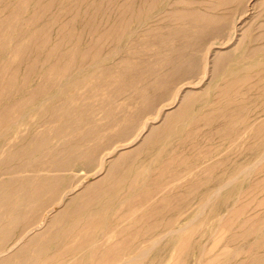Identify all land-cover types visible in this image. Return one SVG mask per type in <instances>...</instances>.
<instances>
[{"label": "rangeland", "instance_id": "1", "mask_svg": "<svg viewBox=\"0 0 264 264\" xmlns=\"http://www.w3.org/2000/svg\"><path fill=\"white\" fill-rule=\"evenodd\" d=\"M150 1L0 0V21H10L0 43L12 39L0 60L14 69L0 78V108L36 97L0 129V180H43L28 187L29 205L44 201L32 223L72 188L59 210L86 202L90 183L119 178L123 165L108 164L128 160L120 188L91 206L105 233L95 250L55 256L52 245L11 264H264V0ZM18 43L22 58L10 49ZM231 78L229 92L215 89ZM69 219L44 225L34 247Z\"/></svg>", "mask_w": 264, "mask_h": 264}, {"label": "bare ground", "instance_id": "2", "mask_svg": "<svg viewBox=\"0 0 264 264\" xmlns=\"http://www.w3.org/2000/svg\"><path fill=\"white\" fill-rule=\"evenodd\" d=\"M25 1L26 0H24V2ZM22 2H23V0H22ZM101 3H103V2H101ZM101 3H99L100 6H101ZM151 3H153V2H151ZM106 4H108V3H106ZM123 4H121V5H123ZM127 6H129V4ZM7 7H4V8H7ZM119 7H120V5H119ZM106 9H108V8H106ZM4 10L5 9H3L2 12H4ZM42 11H44V10L42 9ZM11 12L10 13L8 12V15H10ZM165 14H168V11ZM7 19L9 20L10 17L7 18ZM7 19H6V21H7ZM32 19H34V16H33ZM1 21H0V24L2 25V26L0 25L1 28L2 27L5 28L4 26L10 24V21H7V22H9L8 24H6L7 22L5 23L3 21L4 24H5L3 26V23H1ZM107 22L108 21L106 20V23ZM99 24H100V22H99ZM115 24H118V23L116 22ZM11 26H13V25L11 24L10 27ZM7 27H9V25ZM111 27H112V25H111ZM11 28L12 29H15L14 26L11 27ZM110 28H109V30H106L105 33L103 31V35L105 34V35H108L109 36L110 33L113 32V30L115 31L117 29V28H115V29H112V28L110 29ZM1 31H0V37H2L5 34L3 31L2 32ZM11 32L13 33V30ZM34 33H35V31H32V32L31 31H28L27 32V34L25 35L24 41L22 40L24 42V44H25L26 41H31V39H33L32 36L34 35ZM1 34H2V36H1ZM103 35L100 32L99 36L101 38H104V37H102ZM2 38H4V36ZM5 39L7 40V38H5ZM5 39H3V41H1V42H3V44H4V40ZM5 42L7 44H9L10 42H12L11 36ZM0 45L1 46H4L1 43H0ZM1 46H0V49H1ZM27 47L26 46L24 47L22 44L18 43V45L16 44L15 46H13V48H10V49L12 50L13 53L19 55L18 58H22L24 56V53L26 52V48ZM4 48H5V46H4ZM53 49L50 50L49 52H47V54L45 56V61H46L45 64L48 63V64H50V66H52V62H51L50 57L53 55L52 54L53 53ZM263 49H264V47H263ZM1 50H3V49H1ZM12 63L13 62H11V64ZM6 64H8V61H7V63H5V61H3V59L0 60V78H3L5 75L9 74L10 72L11 73L12 72L14 73V69L13 68H10L11 65L8 66V68H7L6 67ZM182 65L184 66L185 63L184 62L180 63V67ZM52 67L49 68L51 72L50 73L48 72L51 75L53 74V70L51 69ZM62 68H63V70H65V66H63ZM188 68L191 69L192 66L191 65H188ZM32 70H33V66L30 65L29 67H27V71H26L27 73L25 72L26 73L25 75H29ZM49 74H47V77H48ZM26 77L28 78V76H26ZM45 78H46V76H45ZM66 79H67V77H66ZM58 81H61V80H58ZM221 81H222V79H221ZM224 82H225V84H223V86H218L215 89L219 90L221 93H224L225 92L224 94H226V91L229 92V90L232 89L234 83H237L238 80L231 78V79H228V80L227 79L224 80ZM26 83H27V81H26ZM18 87H20V91H22L23 89H25V86H22V85L21 86H18ZM2 90H3V88H2ZM18 90H19V88H18ZM215 95L217 96V94H215ZM54 98H56V94L55 95H52V96H48L46 99H54ZM33 99H36V97L30 95L29 97H25L23 100H20V101L11 103L10 105H6V106L3 105L2 108H0V129L3 126V124H4V122H5L6 118H7V116H9V114L11 113V110H15L14 108H20L21 106H23L25 104L26 101L33 100ZM1 101H2V99H0V105H1ZM177 115L178 114H176V115L173 116L174 117V120L176 118H178ZM166 130H167V125L164 126L162 129H160L159 131L160 132H163V131H166ZM133 141H134V139H133ZM133 141H131V142L129 141L124 146L125 147L129 146ZM0 147H1V145H0ZM85 150H86L85 152H87V149H85ZM72 151L74 152V150H72ZM81 151H83V153H84V150H81ZM81 151H79L78 153H80ZM90 151L91 152H95L93 150H90ZM114 151H116V150H114ZM73 152L72 153L69 152V153L71 154L72 157H74L73 158L74 160L75 159H78L76 157H78V156L80 157V155H77V152L76 151H75L76 154L74 155ZM83 153H80V154H82L81 157L84 158L83 155L86 156L87 153H85V154H83ZM111 153H113V152L111 151ZM111 153H109V155H107V156H111L110 155ZM92 155H93V153H92ZM92 155H91V157H94L95 158V156H92ZM89 156H87L89 158V161H87V162L88 163L89 162L91 163L94 158H92L91 159L92 161H91L90 160L91 157H89ZM72 157H69V160H68V158L65 159V161L67 160L69 162L70 160H72ZM87 157H85V158L87 159ZM101 158L99 159L100 162L98 161V167L99 168H97V171L95 170V174H93L92 177L94 175H98V174L100 175L103 166H105L104 165L105 164L104 163V159L101 160ZM126 159L127 158H124V156H121V157H119V159L113 160L111 163L108 164L109 167H108V169H106V171L109 170V168L112 171H114L113 169L117 170V167L118 166L121 167L123 165L122 166L123 168L121 169V171L118 174L119 175V178L113 180L109 184V186H107V185L104 186V184L102 183V181L101 180H98V179H97V181L95 180L94 183H90L89 182L90 185H89V187H86V190H93V192H92L93 194L91 195V197L86 202H80L78 204H75L74 203L73 205H75V206L72 205V208H69V209H67L68 208L66 206L67 205V202H65L66 204L64 206H66V207L65 208L62 207L63 210H59V206L58 205H62L61 202H64L65 198L69 194H71L72 192L75 191V189L72 188L71 190L68 191V193H65V194H63V195L60 196V198L58 199L59 200L58 201L59 203L57 202L58 203L57 205H55V204L53 205L52 204L51 206H49V208H47V210L44 212V214L42 213L41 219L39 221H37V222H34V223H32V219L34 218L35 214H37V211H38L39 206L41 207L43 205V204H41V202H44V201H41L39 199V201H38L37 204H34L32 206L29 205L30 204L29 202H32L34 200L35 196H33L30 193V190H28V187L34 186L33 184H35V181L36 182L39 181L40 184H43L42 183L43 180H41L39 177H35V178L34 177H31V178H27V179H24V180H20L17 177H14V178L11 177V178H7V179H1L0 180V264H11L12 263L11 261H13L14 259H18L20 255H24V254H27V253H29V255L24 260H31V261L32 260H34V261L35 260H38V259H40L42 257V255L45 252L46 248L49 247V246H52V245L55 247V249L61 248L60 250L57 249L58 252L54 254L55 256H57V255L58 256H62L63 254H65L67 252L68 248L70 247V245L77 246V247H81L83 245H86L87 250L89 252L92 251V250H95L97 248V245L100 242H103L105 240V238H104L105 237V233L101 230L102 229L101 225H99L98 223H96V220L93 221L94 220L93 218H97L99 216V213L93 212L91 210V206L93 204H95L96 202H99V201L102 200L103 193H105L107 191L112 192L115 189V187L120 188V186H121V180L120 179L122 178V176H123L122 174L126 170V164H128L127 163L128 160H126ZM67 161H66V163H68ZM63 164H64V162H63ZM112 171L109 174H111ZM42 178H44V177H42ZM84 181H81L78 184V187H79L80 184H83ZM87 181H89V180H87ZM89 183H87V184H89ZM6 185H8V187H6ZM11 185H13V186H11ZM225 185H228V184L225 183ZM80 186H82V185H80ZM130 186H132V184H130ZM5 187L6 188H9L10 187V188L8 189V191H5ZM112 187H113V189L111 190ZM221 189H222V186H221ZM223 189H225V188L223 187ZM216 191H218V190H216ZM211 194L213 195V193H211ZM54 195H55L54 194V191L49 190V192L44 197V199H46V201L47 200H51V199H53ZM215 195H216V193H215ZM70 200H71V202L69 200H67V201L72 204V202H74L73 198L70 199ZM70 203H69V205H70ZM57 206H58V212L59 213L57 212L58 215H57V217L54 218V215H56V214H52V213L55 212L54 210H56L55 208ZM145 209H147V206L143 207L142 208V211L145 210ZM92 213H94V214H92ZM51 214L53 215L52 217H50ZM29 215L32 216V217H30ZM69 217H70L69 220L63 221V223H62V225H60V227H58L56 230H54L48 236H46V238H45V240H44V242L42 244H40L36 248L34 247V244H37V241L40 240L39 238H40L41 234H38L39 229L43 228V226L46 225V224L48 226L54 225L55 222H57V220L59 218H63L64 219V218H69ZM47 225H46V227H47ZM127 227H129L128 224H127ZM20 228L21 229H24L23 232L20 235H17L15 237V240L13 241V243L8 248H4V246L6 245L7 241L10 238H12L11 237L12 235H16L15 231H19ZM47 229H49V227ZM74 234H76L75 236H78V238L79 237H81V238L79 240L77 238L76 239L77 241H75V242L69 241V240L66 239L67 237H70L71 238L72 235H74ZM62 243H65L66 245L64 247H61ZM56 244H58V245L60 244V246H57ZM15 264H20V262H15Z\"/></svg>", "mask_w": 264, "mask_h": 264}]
</instances>
